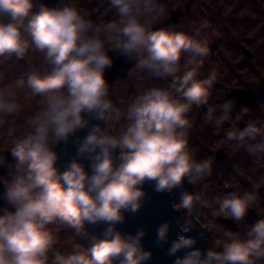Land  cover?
Listing matches in <instances>:
<instances>
[{
	"label": "clouds",
	"instance_id": "1",
	"mask_svg": "<svg viewBox=\"0 0 264 264\" xmlns=\"http://www.w3.org/2000/svg\"><path fill=\"white\" fill-rule=\"evenodd\" d=\"M108 10L110 19L94 21L77 0L56 6L0 0V65L15 57L33 66L19 77L0 71V167L8 170L0 176V264H147L146 230L124 233L118 225L125 213L141 209L143 185L153 182L156 192L182 189L173 202L182 214L180 231L167 249L173 264H264V214L245 223L248 211L261 207L264 180L211 201L183 189L185 180L195 188L213 171L189 142L194 109L206 107L203 120L224 132L225 146L257 141L248 151L264 153V118L244 120L247 107L235 112L234 100H213L217 72L202 73L210 55L208 22L188 31L159 27L169 14L167 0H108ZM109 53L134 61L130 72L148 81L119 106L105 78L113 65ZM83 129L81 139L76 133ZM70 137L77 151L61 170L56 148ZM218 218L242 231L226 229ZM197 224L211 233L207 249L185 235ZM87 225L103 227L96 235ZM171 226L157 227V245L168 241ZM63 229L72 235L62 238ZM81 237L88 247L77 242Z\"/></svg>",
	"mask_w": 264,
	"mask_h": 264
},
{
	"label": "rangeland",
	"instance_id": "2",
	"mask_svg": "<svg viewBox=\"0 0 264 264\" xmlns=\"http://www.w3.org/2000/svg\"><path fill=\"white\" fill-rule=\"evenodd\" d=\"M77 3L94 21L112 17V11L108 10V0H77ZM167 3L169 14L159 27L176 25L188 31L193 23L199 25L202 21L208 22L209 27L205 32L210 55L202 73L207 75L209 71L217 72V84L213 90L216 103H223L225 99L234 100L228 97L233 89L253 90L256 94L259 92L264 83V0H167ZM178 9L180 11L174 24L172 12ZM32 70L33 66L15 57L0 65V71L8 77H19ZM46 71H50V67L41 69V74ZM141 77V73L130 70L126 78L117 77L112 90L113 103L119 106L121 100H126L136 92L138 85L148 83ZM153 82L158 84L157 80ZM206 110V107H201L191 113L193 128L190 130L189 142L197 160L209 159L213 162L212 175L194 188V191L203 192L211 201L215 195L230 191L239 184L250 189L251 184L264 180V153L252 154L248 151V144L256 141H249L239 148L225 146L222 141L224 132L217 134L211 125L204 122L202 114ZM249 110L244 120L264 118V98L257 107ZM234 111L239 112L236 104ZM23 123V118L17 121V124ZM224 127L230 125L226 123ZM220 148L224 150L225 156L216 163V153ZM260 192L264 196V188ZM254 210L257 214H264V200L261 201V207ZM245 223L250 225L253 222L247 218ZM220 224L232 231H242L241 228L232 229ZM60 235L66 239L72 235V230L63 229ZM208 238L210 246L211 233H208ZM77 242L89 246L88 238L81 237Z\"/></svg>",
	"mask_w": 264,
	"mask_h": 264
},
{
	"label": "water",
	"instance_id": "3",
	"mask_svg": "<svg viewBox=\"0 0 264 264\" xmlns=\"http://www.w3.org/2000/svg\"><path fill=\"white\" fill-rule=\"evenodd\" d=\"M43 2L49 6H56L59 0H43ZM179 9L173 11L174 24L177 22V16L179 14ZM113 58V65L111 68L107 69L105 72V78L111 86L112 90L114 88V81L117 77L122 79L126 78L129 70L134 66V61L128 60L124 56L117 55L116 53H109ZM249 57L250 54H247ZM158 84L162 83L157 80ZM264 96V83L260 88L259 92L256 94L253 90H242L233 89L228 95L229 98L235 100L236 105L243 104L247 108L253 109L259 105V98ZM96 122V121H94ZM245 123L240 124V128L245 127ZM88 129L79 130L76 136L81 139L87 134ZM76 137H70L67 143H61L57 146L56 150L60 154V159L58 161V167L63 170L65 163L70 160L77 151V146L74 143ZM223 149L220 148L216 153V160H220L223 157ZM8 161H11V156L9 153L5 155ZM88 164L87 161H82ZM8 170L1 167L0 174L7 175ZM143 188L146 192V197L143 206L136 214L125 213V221L118 225V228L124 233L135 234L137 229L143 228L146 230V235L142 239V243L146 250L152 252V258L147 264H173L175 257H170L167 255V249L170 247L172 240L177 237V233L180 231L176 221L181 218V213L173 208V202L178 200V197L182 189L177 188L172 193L168 192H156L154 190L153 183H145ZM183 189L193 192V185L185 180ZM4 191V187L0 184V194ZM231 191V190H230ZM4 206V201L0 200V208ZM252 222L259 218L258 214L254 209H250L247 214ZM171 222V229L169 232V239L166 243L160 245L156 244L157 227L163 222ZM218 222L224 224L232 229H239L235 222L232 220H225L223 218H218ZM89 233L99 235L103 226H86ZM204 232V237L201 238L200 233ZM185 235H191L198 240L196 247L201 249H207L209 247L208 232L197 224L196 229ZM183 253H178L177 255H182Z\"/></svg>",
	"mask_w": 264,
	"mask_h": 264
},
{
	"label": "flooded vegetation",
	"instance_id": "4",
	"mask_svg": "<svg viewBox=\"0 0 264 264\" xmlns=\"http://www.w3.org/2000/svg\"><path fill=\"white\" fill-rule=\"evenodd\" d=\"M263 98H264V96L260 97V98H259V102H261V100H263ZM241 106H244V105H243V104L236 105V107L239 109V111H240V109H241ZM244 107H246V106H244ZM256 107H257V106H256ZM248 109H250V108H248ZM253 109H254V108H253ZM247 117H248V116H245L244 119H246ZM242 123H244V122H241L240 124H242ZM240 124H239V126H240ZM258 139H259V138H258ZM256 142H257V141H256ZM223 151H224V150H223ZM223 153H224V152H223ZM224 156H225V153H224V155H223L222 158H224ZM222 158H221V159H222ZM221 159H220V160H221ZM215 160H216V159H215ZM215 162L217 163V162H219V160H216ZM193 191H194V187H193Z\"/></svg>",
	"mask_w": 264,
	"mask_h": 264
}]
</instances>
